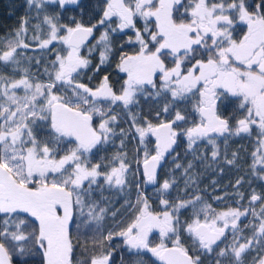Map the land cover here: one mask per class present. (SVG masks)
Returning <instances> with one entry per match:
<instances>
[{
	"label": "snow or ice",
	"instance_id": "obj_1",
	"mask_svg": "<svg viewBox=\"0 0 264 264\" xmlns=\"http://www.w3.org/2000/svg\"><path fill=\"white\" fill-rule=\"evenodd\" d=\"M77 2L27 0L38 13L48 4L63 8ZM112 18L118 23L111 31L132 30L135 39L128 43L139 46L132 55H120L117 69L126 79L119 93L108 76L95 89L78 79L90 64L80 55L81 47L98 26ZM137 18L145 22L143 31L136 27ZM153 20L154 27L150 28ZM27 25V20L22 21L20 29L0 47V62L5 66L19 67V57L33 47L26 39ZM42 25H47L46 35ZM241 25L246 31L241 29L243 34L237 37ZM36 28L32 37L35 47L55 58L44 66L41 75L29 68L22 69L19 79L0 75V264H13L14 258H18L17 264H28L34 256H39L42 264H74V238L78 241L82 234L81 225L87 229L92 220L103 218L104 209L97 212L86 202L92 186L98 185L102 176L109 187L123 191L130 183V174L137 181L136 201L129 203L135 215L104 239L121 237L130 253H150L155 258L153 264H203L202 256L213 253L216 264H223L224 257L242 264L243 256L252 251L257 252L252 264H264V195L253 192L248 207L217 212L199 196L170 203L165 196L175 181L160 183L158 179V168L178 138L185 137L193 152L199 141L207 140L216 160L219 152L213 134H251L253 126L258 130L253 168L260 164L264 169V0H188L187 4L184 0H105L97 24L86 26L75 19L61 24L58 16L46 14ZM97 44L104 47L96 67L99 72L112 50L107 29ZM32 59L28 57L29 62ZM35 63L39 68L41 59ZM149 88L155 92L149 93ZM145 94L170 95L171 99L162 110L163 118L160 112L156 114L159 123L146 118L141 121L129 113L131 126L144 145L143 156L136 159L137 170L125 155L118 154L110 170L102 173V165L91 163L89 155L116 135L114 108L123 105L130 109L138 96ZM228 98L238 102L243 112L234 130L218 110L219 103ZM181 103H191L192 111L177 109L173 117L172 109ZM189 123L191 126L184 127ZM40 127L47 129L44 138L37 134ZM149 137L154 138L151 150ZM241 182L237 180L236 185ZM142 184L159 185L156 192L161 211L153 210ZM258 203L259 212L255 207ZM189 207L192 218L182 222L181 209ZM249 215L253 221L246 227H251L252 235L244 237L238 222ZM229 230L232 243L216 253L228 239ZM153 232L159 233V243H152ZM184 233L191 246L182 239ZM93 243L99 244L101 251L87 264H110L111 252L103 251L101 241Z\"/></svg>",
	"mask_w": 264,
	"mask_h": 264
},
{
	"label": "trees",
	"instance_id": "obj_2",
	"mask_svg": "<svg viewBox=\"0 0 264 264\" xmlns=\"http://www.w3.org/2000/svg\"><path fill=\"white\" fill-rule=\"evenodd\" d=\"M259 2V0H256ZM103 0H80L77 4L65 5L61 8L58 4H48L43 11L38 13L35 7H30L27 0H0V47L4 46V42L11 39L17 30L20 29L21 23L24 20L28 21L27 42L33 45L32 48L26 50V55L19 57L21 64L5 66L0 62V75L5 77L19 79L23 75V68H29L31 73L41 75L43 68L50 60L54 59V55L47 50L41 51L35 47L32 39L33 35L37 34L36 25L41 24L44 15H56L61 24H69L72 19L82 21L85 25H90L97 17L100 16L103 9ZM254 6V5H253ZM178 15V14H177ZM74 26V25H73ZM246 31V26L241 25L237 30L236 36L239 37ZM43 33L46 35L47 25H42ZM100 30H96V35ZM111 52L108 53V59L96 72V67L100 64L101 52L104 47L96 43V39L91 40L86 46H83L80 54L90 61L86 69L81 70L79 82L87 84L89 87L98 85L104 76H108L110 80L116 79L117 62H118V35L109 33ZM59 48L60 45H54ZM92 49V51H89ZM124 53L128 50L123 49ZM28 57H33L32 61H28ZM36 59H41L39 68L36 66ZM170 59V58H168ZM149 93H154L148 89ZM19 94H23L22 92ZM231 101V102H230ZM168 98L165 95L159 97L155 95H140L138 96L137 105L133 108V112L143 119L151 120L153 123H159L156 114L160 112L163 118V108L168 103ZM180 109L182 111H192L191 103H181L172 109V116L175 111ZM223 118L229 119L231 127L235 128L238 119L243 117L242 110L238 107V102L232 98L223 99L219 103L218 108ZM132 114V113H131ZM171 118V117H169ZM198 116L196 120L198 122ZM128 121V124H126ZM132 121L130 114L124 111L123 116H120V131L114 127L116 135L108 142L100 144L96 149H93V154L89 155L91 163H100L102 165L100 171L102 173L108 172L113 163V157L125 155L130 162L132 169L137 170L136 159L142 157L144 145L139 143V137L135 134V129L132 128ZM191 126V124L184 125V127ZM121 130L124 134L121 135ZM40 138H44L47 129L40 127L36 129ZM120 137V146L117 143ZM135 137V138H133ZM214 137V136H213ZM258 130L253 126L251 134L241 133L235 135L226 133L224 136L218 137L216 141V149L219 152L216 160L212 158L213 146L207 140L199 141L194 146L195 151L188 148V142L185 137H180L177 140L174 150L170 155L166 156L163 166L158 171V179L163 183L165 179L175 181L173 187L169 189L165 198L169 199L170 203H177L180 200H189L194 196L201 197L204 203L211 204L217 212L227 210L229 207H248L249 198L255 192L258 195H264V169L260 164L253 168L252 153L257 149ZM151 143H148V148H154L153 138H148ZM123 141V143H121ZM63 152H61V155ZM232 161V163H229ZM189 164L192 167L189 169ZM177 165H180L178 168ZM186 169L188 170L186 173ZM142 173L141 168L139 169ZM191 178V180H189ZM130 183L123 191L118 187H109L105 182H102V176L99 178V184L93 185L91 195L86 197L88 204L94 205L97 212L104 209L101 214L103 218L99 221L92 220L91 227L85 228L81 225L78 241L74 238L76 244V252L74 264L84 262L87 264L88 259L101 251L99 244H94V241H101L103 244V251L111 252L110 264H138L142 260L143 264H153L154 257L150 253H142L136 256L130 253L123 243L121 237L115 236L111 241L104 239L107 234L112 231H119L121 227L126 224L135 215V211L129 207V203L134 204L137 197L136 178L131 174L128 177ZM142 179V175L140 176ZM241 180L240 185H236V181ZM141 187L149 197V203L153 210L161 211L159 203L160 197L156 192L159 185L142 184ZM241 194L243 199L241 200ZM216 197H223L222 200H217ZM239 202V203H237ZM256 211L259 212L260 204L256 206ZM87 207L85 214H87ZM193 215V209H181L180 220H190ZM253 221L251 215L242 217L239 222L240 228L243 230V236L249 237L252 235L250 222ZM99 229V231H97ZM86 232V234H84ZM157 233H152L150 239L153 244L159 243V236ZM228 239L225 243L220 244L216 248V253L220 248L225 247V244L232 243V234H227ZM186 246H191V239L187 234L182 235ZM243 242V241H241ZM170 244V241L168 242ZM257 255L256 251L245 254L242 258V264H252L253 258ZM17 259L14 258L13 264H17ZM217 256L215 253L202 256L203 264H216ZM223 264H233L231 257L221 258ZM28 264H42L39 256L30 257ZM158 264V262H157Z\"/></svg>",
	"mask_w": 264,
	"mask_h": 264
},
{
	"label": "flooded vegetation",
	"instance_id": "obj_3",
	"mask_svg": "<svg viewBox=\"0 0 264 264\" xmlns=\"http://www.w3.org/2000/svg\"><path fill=\"white\" fill-rule=\"evenodd\" d=\"M79 1H80V0H78V2H79ZM103 1H104L103 8H104V6H105V0H103ZM184 3L187 4V3H188V0H184ZM67 5H70V4H67ZM73 5H74V4H73ZM180 11L183 12V8H181ZM102 15H103V9H102V11H101L100 16L97 17L96 20H94V22H92L90 25H92V24H97V22L100 20V18L102 17ZM177 16H179V14H178ZM59 23H60V22H59ZM117 23H118V21H117L115 18H112V20L106 22V24H105L104 26H98V27L94 30L93 37L90 39V41L93 40V39H96V43H97V41L99 40L101 34L104 33L106 29L108 30V33H113V32L111 31V29L116 28ZM154 23H155V21L153 20L152 23L149 25V27H150V28L154 27ZM144 24H145V22H144L142 19H140V18H137V19H136V27H137V29L143 31V29H144ZM90 25H86V26H90ZM97 29L100 30V31H99L100 33L96 35V30H97ZM115 33L118 35V39H119V41H118V43H117V48H118V52H117L118 62H117V64H118V63H119V60H120V55H121V53L123 52V51H122L123 49L128 50V52H126V54H128V55H132V54H134L136 51H138L139 46L136 45V44H129V43H128V41H129L130 38H131L132 40L135 39V34H134V32H133L132 30H130V29H126L124 32H119V31H117V32H115ZM115 33H114V34H115ZM90 41L86 42L85 44H88ZM99 45H100V46H103L102 44H99ZM82 47H83V46H82ZM82 47H81V49H82ZM81 49H80V51H81ZM123 53H124V52H123ZM80 55H81V54H80ZM81 56H82V55H81ZM82 57L84 58V56H82ZM85 59H86V58H85ZM117 72H118V73H117V75H116V79H114V78H112L113 80H110V79H109V83H110V85L113 87V89H114L117 93H119L120 88H121V85L123 84L124 79H126V75H125L124 73H120V72L118 71V69H117ZM99 84H100V83H99ZM99 84L96 85L95 87H91V88L95 89L96 87L99 86ZM157 84H159V80H158V79H157ZM149 89H151V88H149ZM151 91H152V92H155L154 89H151ZM167 98H168V101H170V99H171L170 95H168ZM136 105H137V103L134 104V105H132V106L130 107V109H124V108H123V105H120V106H117V107L114 108V112H113V114H115V115L117 116V122H116V126H115V127L118 128L119 131H120V116H121V117L123 116L124 111H125V112L127 111L128 113H132L133 115H136V114L133 112V108H134ZM97 123H98V120H97ZM126 124H128V121H126ZM215 136L218 137L219 135H215ZM219 137H220V136H219ZM117 143H118L119 146H120V137L118 138ZM153 144H154V138H153ZM142 155H143V154H142ZM141 169H142V168H141ZM102 182H105L104 179H103V177H102Z\"/></svg>",
	"mask_w": 264,
	"mask_h": 264
},
{
	"label": "rangeland",
	"instance_id": "obj_4",
	"mask_svg": "<svg viewBox=\"0 0 264 264\" xmlns=\"http://www.w3.org/2000/svg\"><path fill=\"white\" fill-rule=\"evenodd\" d=\"M235 129V128H234ZM219 137V136H218ZM218 137L217 136H214V139H215V141H217V139H218ZM224 211V210H223ZM239 223V222H238ZM153 233H157L156 235H158L159 236V233L158 232H153ZM228 233H229V235H230V233H231V231L229 230L228 231ZM227 233V234H228ZM232 234V233H231ZM151 236V235H150ZM229 241H227V244H231V243H228Z\"/></svg>",
	"mask_w": 264,
	"mask_h": 264
},
{
	"label": "water",
	"instance_id": "obj_5",
	"mask_svg": "<svg viewBox=\"0 0 264 264\" xmlns=\"http://www.w3.org/2000/svg\"><path fill=\"white\" fill-rule=\"evenodd\" d=\"M93 34H94V33H93ZM92 37H93V36H92ZM92 37H89V40H88V41H90V39H91ZM88 41H86V42H88ZM86 42H85V43H86ZM175 145H176V144H175ZM175 145L173 146V148L175 147ZM166 156H167V155H166ZM159 169H160V168H158V171H159ZM169 245H170V244H169Z\"/></svg>",
	"mask_w": 264,
	"mask_h": 264
}]
</instances>
